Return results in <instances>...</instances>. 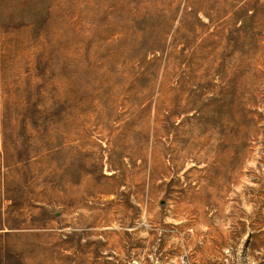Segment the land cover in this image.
I'll list each match as a JSON object with an SVG mask.
<instances>
[{
	"label": "rangeland",
	"instance_id": "374dc122",
	"mask_svg": "<svg viewBox=\"0 0 264 264\" xmlns=\"http://www.w3.org/2000/svg\"><path fill=\"white\" fill-rule=\"evenodd\" d=\"M0 165V264H264V0H0Z\"/></svg>",
	"mask_w": 264,
	"mask_h": 264
},
{
	"label": "crops",
	"instance_id": "0c3cea01",
	"mask_svg": "<svg viewBox=\"0 0 264 264\" xmlns=\"http://www.w3.org/2000/svg\"><path fill=\"white\" fill-rule=\"evenodd\" d=\"M40 169V175L42 178L46 177L49 173L51 176L54 175L55 165H0V194L3 193L5 196L4 200V208L6 210L15 211L16 215L19 219H26L25 213L23 211H28L30 208H34L31 199L28 201H23L22 203L18 204V199L13 198L14 200H10V204L7 202L8 195H14L16 193V189L18 187L24 188L25 184H29L30 180L38 174ZM5 179L4 183V190L2 191V183L1 180ZM36 188L35 184L29 185L27 190L25 191V195H28V192L32 193V189ZM40 192H37V196H41ZM44 197V195H43ZM47 197V196H46ZM7 220V219H6ZM3 219L0 217V224L2 223ZM26 225V224H25ZM31 225L33 223L31 222ZM26 225V226H31ZM38 231H25V232H18V233H37Z\"/></svg>",
	"mask_w": 264,
	"mask_h": 264
},
{
	"label": "bare ground",
	"instance_id": "6f19581e",
	"mask_svg": "<svg viewBox=\"0 0 264 264\" xmlns=\"http://www.w3.org/2000/svg\"><path fill=\"white\" fill-rule=\"evenodd\" d=\"M196 151H197V150H196ZM196 151H195V152H196ZM195 152H194V151H191V153H195ZM187 154H188V153H187ZM187 154H186V155H183V156L185 157V156H187Z\"/></svg>",
	"mask_w": 264,
	"mask_h": 264
}]
</instances>
